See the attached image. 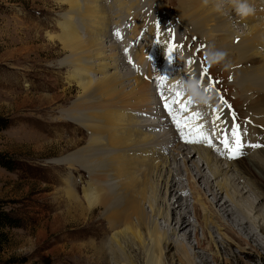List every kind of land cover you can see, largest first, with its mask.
<instances>
[{"label":"bare ground","instance_id":"bare-ground-1","mask_svg":"<svg viewBox=\"0 0 264 264\" xmlns=\"http://www.w3.org/2000/svg\"><path fill=\"white\" fill-rule=\"evenodd\" d=\"M65 1L71 5V12H81L77 21L81 26L86 25L87 33L90 26L94 38L88 37L89 46L84 51L82 44L86 46L87 42L78 32L72 33L79 30L73 16L75 12L62 17L64 21L59 25L67 35L64 50L69 49L76 57L71 59L72 65L68 64L72 69L71 80L83 89L93 84L116 95L112 103H108V96V104L101 103L102 97L96 90L91 93L92 97L87 96L94 100L92 106H96L97 112L100 107H105V114L97 115L95 112L93 124L87 127L96 136L93 137L95 142L117 152L115 162L104 167H108L106 171L109 173L105 176L94 173L95 181L104 183L112 176L111 180H118L113 184L118 190L109 191L108 187L105 189L97 184L94 187L88 181L83 189L85 203L76 197L73 186L71 189L69 185L66 192L71 209H80L83 215H88L97 208H103L106 214V226L102 232L110 235L108 248L107 244L86 242L82 246L86 252V264H233V261L243 264V258L233 250L235 247L244 258L255 262L261 250L264 251V240L259 237L264 234V216L258 208L264 200V147H254L264 146V0H252L256 12L245 19L237 18L227 6L222 12H217L214 9L216 0H209L207 5L203 0H177L176 18L181 25L170 24L171 27L162 28L160 32H146L148 28H156L155 20L151 26H146V22L140 33L139 37L146 33L147 39L155 41L151 56L144 53L145 48L128 53V45L120 44L118 38L126 35V29L122 28L125 21L152 16L150 12L154 4L147 8L141 0H133L134 3L131 0L133 6L124 0ZM119 8L122 11L116 10ZM168 16L164 22L169 21ZM112 17L118 19L115 25L120 37L115 35L117 31L111 30ZM244 25L246 28H242ZM237 30L242 33L235 32ZM181 32L185 38H180ZM135 33L132 40L137 43L139 30ZM109 35L114 42L105 46L103 38H109ZM236 39L240 40L238 44ZM185 40L187 47H184ZM191 41L198 50L206 46V51L212 48L226 51L227 71L233 81L237 79V88L242 90L236 97L241 96L246 110L245 133H238L243 143V155L230 158L231 162L227 157L220 159L204 141L186 144L190 141L189 131L186 126H178L176 121L188 120L185 115L189 97L185 94V102L170 103L176 111L170 118V113L165 111L167 109H163L162 93L159 95L157 85L149 80L151 72L141 71L144 63L148 67L155 64L158 52L163 66L172 62L175 54L180 52L184 55V63L188 60L193 65L182 66L172 76V82L183 79L191 83V77L206 84L207 80L202 79L196 69L197 55L189 52L192 45L188 42ZM147 48L149 51L151 45ZM170 48L171 60L168 59ZM98 60L103 61L95 64ZM97 66V72L107 74L114 69V76L105 75L102 80L88 81ZM129 69H134V72H120ZM151 75L153 79L154 74ZM120 90L122 93L117 94ZM107 94L110 95L109 92ZM185 107L187 110L182 111ZM72 120L76 122L77 119ZM105 134L108 137L104 140ZM229 140L234 146L232 137ZM103 154L96 150L86 156L83 154L87 159L83 160V165L90 160L93 165L94 159ZM229 173L236 176H229ZM251 195L260 202H254ZM199 232H202V239ZM218 236L222 238L219 243L214 241ZM192 239L196 241L195 246L190 244ZM107 256L110 257L109 262Z\"/></svg>","mask_w":264,"mask_h":264},{"label":"rangeland","instance_id":"rangeland-1","mask_svg":"<svg viewBox=\"0 0 264 264\" xmlns=\"http://www.w3.org/2000/svg\"><path fill=\"white\" fill-rule=\"evenodd\" d=\"M124 1L132 3L131 0ZM141 1L147 8L154 4L150 12L152 16L125 21L122 28L126 29V35L118 40L120 44L128 45L130 54L132 51L137 52L145 48L144 53L151 56L154 53L153 49L155 50V41L151 42L149 38L147 39L146 33L139 37L140 33L144 30L146 22L149 23L146 26H151L155 20H157L156 28H148L146 32L155 31L157 33L162 31V28L171 27L170 24L181 25L176 18L178 1ZM116 10L122 11L120 8ZM68 12H75L73 15L75 20H79L81 12H76V10L71 12V5L65 0H0V159L13 161L11 169L0 164V206H4L5 211L22 220L21 228L6 231L10 242L0 254V264H86V252L82 247L86 242L107 244L108 248L110 241V235L108 233L104 235L102 232L107 220L104 209L97 208L94 213L83 215L80 209H71L69 194L66 193L67 187L70 185L72 189L73 186L76 197L85 203L83 201L85 185L89 181L92 186L96 187L94 173L104 176L109 173L106 171L108 167H104L115 162L117 153L114 148L105 147V145L95 142L93 140L95 135L87 127L93 124L92 116L97 112V108L94 109L96 106H92L94 100L88 99V97H92L91 93L95 90L98 91V96L102 97L101 103L104 104L112 103L116 100V95L107 88L94 87L93 84L88 86L89 88L83 89L78 83L71 80L72 69L68 67L70 66L68 64H71V59H76V57L72 56L69 49L64 50L67 35L63 34L59 25L64 21L63 18L69 14ZM168 14L170 19L168 22H164L165 16ZM161 18L162 20H160ZM111 22V30L116 32L115 23L118 22V19L112 17ZM80 24V21L76 22L79 30H74L72 33L81 34L83 41L87 42L86 46L81 43L83 50L86 51L89 46L88 37L94 39L93 35L91 36L93 30L89 26L88 35L85 22V26ZM242 28H246V26L244 25ZM135 30H139V42L137 43L132 40L133 35L136 34ZM235 32L238 33L239 30ZM165 34H168V31H165ZM179 36L185 38L183 32L179 33ZM189 39L193 40L190 37ZM111 41L114 42L110 35L109 38H103L105 46H110ZM239 41L236 39V44ZM184 44V47H187V40ZM188 44L192 45L189 52L193 51L197 55L195 57L197 71L207 80V84L204 86L201 83V86L207 89L206 86L210 84L211 80L216 82L219 87L224 89L227 103L235 105L241 114L246 115L243 99L241 96L236 97V94L242 91L237 88V79L233 81L228 71L223 70V65L210 66L208 64L206 46H201V49L198 50L192 41ZM145 45L146 47H144ZM147 45L148 47L151 45V51H147ZM158 55L152 67H148L144 63L143 68L140 69L142 72L149 70L151 74H154L152 79V75L149 73V80H153V83L157 85L159 95L162 93L163 109L165 110L166 102L172 98H178L176 94L181 90L184 91L181 86L189 83V80L184 81L183 79L179 81L176 79L173 83L172 76L176 75L182 66L193 65V63L188 60L184 63L182 60L184 55L182 56V53L178 52L172 62L163 66L159 62ZM101 61L103 60H98L95 64ZM95 69L96 74L91 72L92 76L88 77V81L102 80L105 75L111 78L115 73L114 69H111L109 74L97 72L98 66ZM205 70H207L206 73ZM130 71L129 69L120 72L127 74ZM131 72L133 73L134 69ZM206 75H209L210 78ZM195 79L200 81L199 78ZM190 82H192L191 77ZM120 91H117V94L122 93V90ZM107 92L111 95V102ZM167 96L169 97L167 98ZM87 103L91 104L87 107ZM192 109L195 111V115L196 113L200 114L195 123L200 126L203 135L197 133L196 136L195 132L196 143L191 142L190 144H200L207 137V139H212V143L214 142L215 146L218 145L220 153H223L224 145L220 143L218 137L219 127L214 130L211 124L215 120L214 106L211 102L207 105L192 102ZM165 111L168 112V110ZM127 112L129 113V110ZM97 113V115H104L105 107H100ZM125 114L127 113L125 112ZM233 116H236L234 112ZM70 117L71 119H69ZM75 118L76 122L72 120ZM140 118L139 120H141ZM142 120L144 119L142 118ZM158 132L153 131V133ZM199 136L200 138H197ZM107 137L108 134H105L104 140ZM91 150L104 154L95 158L93 165H91V160L88 164L83 165V160H87L85 157L83 158V154L86 156L92 152ZM222 162L225 161L222 160ZM89 174L91 175L89 176ZM229 176L236 175L229 173ZM111 179L112 176L97 186H104L105 189L108 187L109 191H117L118 189L113 184H116L118 180ZM110 184L112 185L110 186ZM258 195L263 197L261 193ZM251 196L254 202H260L255 199L254 195ZM258 208L264 216V200L260 202ZM199 237L203 238L202 232H199ZM259 237L264 240V234ZM220 240L222 241V238L218 236L214 241L219 243ZM190 244L195 246L196 241L192 239ZM233 250L239 258H243V264H264L263 249L255 262L244 258L236 247ZM106 260L109 262L110 257L107 256ZM237 263L238 261H233V264Z\"/></svg>","mask_w":264,"mask_h":264},{"label":"clouds","instance_id":"clouds-1","mask_svg":"<svg viewBox=\"0 0 264 264\" xmlns=\"http://www.w3.org/2000/svg\"><path fill=\"white\" fill-rule=\"evenodd\" d=\"M203 3L207 5L209 0H203ZM230 7L235 12V16L239 19H245L255 14L256 8L252 3V0H216L214 9L217 12H222L225 7ZM208 57V64L223 65V70H227L229 63L227 62L228 53L223 50L215 48L210 49L206 53ZM184 91L191 101L197 104L207 105L209 104L213 96L211 90L205 89L201 86V82L198 79H192L191 83L183 86Z\"/></svg>","mask_w":264,"mask_h":264},{"label":"snow or ice","instance_id":"snow-or-ice-1","mask_svg":"<svg viewBox=\"0 0 264 264\" xmlns=\"http://www.w3.org/2000/svg\"><path fill=\"white\" fill-rule=\"evenodd\" d=\"M115 35L117 37H120L121 34H120L119 31H117L115 33ZM168 59L169 60L172 59V50H171V48L169 49ZM206 71L207 70H205V73H206ZM177 95H179V94H177ZM173 103H175V102H173ZM166 107H167V105H166ZM168 110H169L170 114L174 111V109H172L171 107H169ZM186 110H187L186 107L184 109H182V111H186ZM199 117H200V114L196 113V115L192 119L196 120V119H199ZM176 123L178 124V126L184 127L185 125H187L189 123V121L181 122L180 120H177ZM191 131H195L196 133H199V134L203 135L199 125H196L194 129H190V132ZM205 139H207V137H205ZM232 141H234V146L232 145V142H230L227 134H225V138H224V142L223 143H224V147L226 149H228V151L230 152V158H236L238 156L243 155V151H242L243 143H242L240 135H238L235 130L232 131ZM254 147H264V146L256 145Z\"/></svg>","mask_w":264,"mask_h":264},{"label":"trees","instance_id":"trees-1","mask_svg":"<svg viewBox=\"0 0 264 264\" xmlns=\"http://www.w3.org/2000/svg\"><path fill=\"white\" fill-rule=\"evenodd\" d=\"M0 164L11 169L13 161L8 159H0ZM22 227L21 218L14 216L5 211L4 206H0V254L4 251L5 247L9 244V237L6 233L7 230L18 229Z\"/></svg>","mask_w":264,"mask_h":264}]
</instances>
